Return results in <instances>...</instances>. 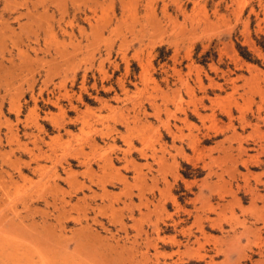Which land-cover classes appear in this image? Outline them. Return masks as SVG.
Masks as SVG:
<instances>
[{
  "label": "rangeland",
  "instance_id": "1",
  "mask_svg": "<svg viewBox=\"0 0 264 264\" xmlns=\"http://www.w3.org/2000/svg\"><path fill=\"white\" fill-rule=\"evenodd\" d=\"M262 221L264 0H0V264H264Z\"/></svg>",
  "mask_w": 264,
  "mask_h": 264
},
{
  "label": "bare ground",
  "instance_id": "2",
  "mask_svg": "<svg viewBox=\"0 0 264 264\" xmlns=\"http://www.w3.org/2000/svg\"><path fill=\"white\" fill-rule=\"evenodd\" d=\"M198 111V110H197ZM202 118V117H201ZM130 121V120H129ZM244 121V120H243ZM126 122V121H125ZM254 126V125H253ZM234 134V133H233ZM230 138V137H229ZM231 138H233V137H231ZM234 139V138H233ZM93 143V142H92ZM94 144V143H93ZM238 147V146H237ZM240 148V147H239ZM238 148V149H239ZM245 148V147H244ZM85 153V152H84ZM247 153V152H246ZM124 157H126V156H124ZM238 160V159H237ZM88 162V161H87ZM105 162V161H104ZM101 163V162H100ZM88 164V163H87ZM247 166V165H246ZM46 167V166H45ZM65 167V166H64ZM104 167H106L105 165H103V167L102 168H104ZM43 168V166H41V164L39 163V162H36V166L34 167V170L35 171H37L38 169L40 170V169H42ZM38 170V171H39ZM88 173V172H87ZM66 174L68 175V177H69V175L71 174L70 172H66ZM126 178H122V180L124 181ZM136 179V178H135ZM124 183V182H123ZM105 185L104 184H101V189H102V191L103 190H105ZM209 210H211V209H209ZM206 222V221H205ZM210 222V221H209ZM262 223H264L263 221H262ZM31 230V229H30ZM35 231V230H34ZM251 232V231H250ZM214 251V250H213ZM218 253V251L216 250L215 252H214V254H217ZM204 258H205V255H204ZM204 258H203V260H204ZM208 258H209V261L207 262L206 261V263L207 264H213V256H211V255H208Z\"/></svg>",
  "mask_w": 264,
  "mask_h": 264
}]
</instances>
